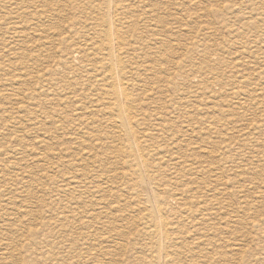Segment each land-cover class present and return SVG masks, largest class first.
Returning a JSON list of instances; mask_svg holds the SVG:
<instances>
[{"label":"rangeland","instance_id":"obj_1","mask_svg":"<svg viewBox=\"0 0 264 264\" xmlns=\"http://www.w3.org/2000/svg\"><path fill=\"white\" fill-rule=\"evenodd\" d=\"M125 1L121 0V6H124V9H130L131 13L125 14L123 17L129 20L128 16L132 15L134 17L132 18L136 19L139 24L136 25V32H129L136 38V42L134 38L130 37L128 43L131 46L128 48L126 46L125 53H128L126 55L130 60L129 69L133 72L131 75L133 76L132 81L134 80L133 84L138 83V85L136 84L138 87L139 84L142 86L145 82L144 87H138V89L132 86V83L130 84L132 92L135 93L134 90H136L135 94L138 93L137 96L141 92V114L139 115L137 112L136 119L141 130L156 135L153 136V141H149L150 143L148 142L146 146V148L150 146L147 156L151 165L149 171L155 179H163L161 185H164L161 188L168 195L172 192L176 195L185 193L186 199L195 197L193 198L195 205L203 204L202 207L205 209L208 206V209L211 207L213 210L217 209L215 210L217 211L216 216L209 221L218 228V231H221L217 234L208 231L210 234L203 238H207L209 241L214 237L215 239L210 243L208 241L204 243L206 246L199 247L201 249L194 250H198L197 253L201 254L196 255L201 264L205 261L204 258L202 259V252L204 255L206 252V256L210 260H216L214 261L216 264H264V256H261L264 249V0ZM137 5L138 8L140 7L139 9ZM97 6L98 0H0V115L7 116L6 123L0 121V175L2 178L5 177V180H9L8 182L6 180L8 183L6 187L10 192L8 196L12 200L6 206L3 204L5 197H0V208L2 209L0 214L10 213L11 216V221L0 222V225L8 226L9 232L1 236L0 244H11L22 248L20 253L14 252L7 255L4 260L0 258V264H15L21 258L27 260L28 264H58L60 261L57 263V257L61 253L68 258L63 259L64 264H81L84 251L82 249L81 251L78 249L71 251L70 248L78 243L81 247L83 242L81 236L86 230L78 228L77 221L72 222L71 228L61 229L60 214L62 203L67 204L71 198H77V193H63L60 188L66 185L70 177L78 174L86 176L91 174L90 176L93 177L95 171L98 172L97 176L104 177V173L101 172L105 170L110 177H119L116 179L117 181L114 180V182L116 181L113 186L115 193H124V187L119 183L122 179L128 186L137 181V172L134 171L132 158L127 153L128 150L123 149L121 154L114 151L121 143L116 138L115 130L111 126L101 124L99 120L103 117L91 106L92 101L97 100L98 96L100 97V92L95 86L97 81H94L98 68H95L93 72L92 69L86 71L85 75H83L84 72H76L74 76L70 72L71 70L55 67L57 61H66L76 55L73 49L77 43H89L87 40L92 38L90 35L94 33L95 21L103 14L101 8ZM151 11L152 13H150ZM121 18L117 16L121 25L126 26V20ZM140 23L145 24L140 25ZM139 26H142L143 29ZM89 29H91L90 32ZM163 43L166 46L163 47ZM160 49L161 51H159ZM150 61L153 70L145 66ZM73 64L78 65L77 62H73ZM159 69H162L164 73ZM181 73L184 77L173 79L175 75H181ZM141 74L146 76L142 78ZM86 76L89 78L87 77V79ZM90 80L91 84H88ZM92 83L95 87H91ZM145 86L150 87L153 92L145 93ZM13 93L19 94L16 101L3 99V96ZM28 93L36 94L32 100H29ZM78 105L85 109L77 111L75 108ZM231 105L232 107H230ZM156 106L158 107L156 108ZM177 109L179 110L176 111ZM223 111L224 113H222ZM159 112L161 114H158ZM212 113H216L215 116ZM26 117L36 118L39 123H30ZM213 119L215 120L212 121ZM230 120L231 122H229ZM10 121L12 122L10 123ZM81 123H88V125L85 127ZM166 129L168 130L166 131ZM83 135L86 138L81 137ZM15 136L19 137L21 146L28 150L24 152V156L21 155L22 159H25L21 162L26 161L24 169L23 167L13 168L12 163H17L19 160L16 161V159H19L20 156L6 151L9 148L17 147L19 142H16ZM176 137L177 139H175ZM81 141H83L82 145L79 144ZM200 148L203 149L200 150ZM28 152L29 154H27ZM39 153H47L46 161L38 159ZM106 157L108 160L105 159ZM173 158H177V161ZM118 162L120 163L118 164ZM4 165H7L8 169H4ZM167 165L173 166L169 168ZM117 166L120 168L117 169ZM181 169L191 170L192 173L203 169V172L198 177L199 181L196 179L193 182L195 174L186 176V181L185 174L178 173ZM214 169L215 171H213ZM121 170L125 171V174H122ZM209 170L210 172L207 173ZM228 176L229 178H227ZM179 178L181 179L179 180ZM230 178L234 179L233 183ZM93 181L95 182L97 179ZM0 184L2 185V182ZM191 189L195 191L193 192ZM244 190L245 192H243ZM0 191H2L1 186ZM89 195L88 199L91 204L88 206L94 207H90L93 209L90 211L89 208L78 204L80 213H85L79 217L82 219H80L81 223H88L89 230L95 232L97 236L99 234L101 237L128 244L133 248L134 256L141 257V254L135 253L134 247L136 248L139 242L146 241V237L141 234L137 237L136 233L137 229L142 228L143 225L134 224L133 226L135 219L129 218L127 215L128 213L134 215L138 210H143V200L126 198L125 202L128 204L118 205L117 209L114 208L116 211L111 213H109V209H106L107 214H103L101 217L96 216V213L100 212V208L96 205L99 194L97 195L94 189H91ZM216 195L219 196L216 198ZM132 196L134 197L132 194L128 195L130 198ZM104 198H101L103 200L101 203L105 202L107 205L105 207L115 206L116 203L111 198L108 196ZM216 202L218 205H215ZM169 204L177 211L176 201L170 199ZM220 208L221 210H219ZM242 210H244L243 213ZM231 212L232 215H229ZM218 214L219 216H217ZM134 216L136 217V215ZM258 216L261 223H256ZM228 218L229 222L226 220ZM251 223H256L258 226L255 225L256 227L251 228L248 225ZM110 225H114L117 229L124 226L123 236L117 237L112 231L107 234V228ZM261 235L263 238H259ZM217 241L218 243L213 244ZM217 244L222 245L219 247ZM232 244L236 246L233 247ZM102 246V248H100L101 246L94 248L96 250H89L90 254H96L97 249L110 250L108 244ZM209 249L210 253H208ZM240 249L241 251H237ZM145 251L140 252L139 250L143 254ZM257 251L258 253H256ZM18 255L20 256L17 257ZM101 259H103L101 256H98V259H91L90 264H97ZM105 261L107 260H102L100 263L105 264ZM250 261L251 263H249Z\"/></svg>","mask_w":264,"mask_h":264},{"label":"bare ground","instance_id":"obj_2","mask_svg":"<svg viewBox=\"0 0 264 264\" xmlns=\"http://www.w3.org/2000/svg\"><path fill=\"white\" fill-rule=\"evenodd\" d=\"M90 1V0H89ZM125 1V0H124ZM126 2V1H125ZM131 2V1H130ZM138 2V1H137ZM151 2V1H150ZM155 2V1H154ZM157 2V1H156ZM86 3V2H85ZM123 3V1H122ZM128 3V2H127ZM136 3V2H135ZM139 3V2H138ZM183 4V3H182ZM87 5V4H86ZM88 5H89V2H88ZM87 5V6H88ZM91 5V4H90ZM141 5V4H140ZM139 5V6H140ZM95 6V5H94ZM133 6V5H132ZM90 7V6H89ZM88 7V8H89ZM98 8H101V13L103 11V14H101L100 18L97 19L95 22H96V25H95V28H94V33L90 36H92L91 40H87L89 41L86 42L85 44H81L80 43H77V45L74 47L73 51L74 53L76 54L74 57L70 58L69 60H66V61H57L56 64H55V67H60V68H66L68 69L74 76H75V73L78 72H84L83 75H85L86 71H91L92 69V72L94 71L95 68H98V72H97V77H94L96 78L94 81H97L95 82L97 86V90L100 92V97L98 96V99L95 100V101H92V104L91 106L94 108V111L99 113V115H101L103 118L99 120V122L104 125H107V126H111L114 130H115V133L117 134V137L118 140L121 142L119 147L117 149H113L115 152H117L118 154H121L123 152V149L128 150L127 153L129 154V156H131L132 158V165H133V168H134V171L137 172V181L135 184L133 185H130L128 186L126 181L123 182L121 180V182L119 181V183L124 187V190L123 192L124 193H118V192H114V189H113V186L115 185V182L117 181L116 179L119 178V177H110L107 172L103 171L101 173H104V177H99L97 176L96 174H98L97 171H95L93 173V177H91L90 175L86 176L84 174H78V175H75L74 177H70L68 178L67 180V183L66 185L63 187L60 188L61 192L63 193H73V192H76L77 193V198H71L70 200H68L69 202L67 204H65L64 202L62 203V206L60 208V214H61V229H69L71 228L73 225H72V222L73 221H77L78 224L76 225L78 228L80 229H85L86 232L81 236V240L83 241L81 243V247L82 246H85V247H80L79 244H75V245H72L71 246V251H75L76 249H78L79 251H81V249L84 251L82 254H83V261L81 262V264H90L91 259H98V256H101L103 257V259L99 260L97 262V264H103V263H100L102 260H107L105 261V264H110V263H118L120 262L121 264H201L199 262V258L198 256L196 257V255L200 254V253H197V251H194L195 249H201L199 247L205 245L204 243H206L207 241L210 243V241H213L215 239H212L209 241V239H204L205 237H207V235H209L210 233L208 231H211V233H215L217 234L219 231H218V228L215 227V225L211 224L209 219H211L212 217L216 216V212L215 210L212 209H208L209 206H208V210L203 208V204L200 206V205H195L194 204V201L193 198H190V199H186L185 198V193L184 194H179V195H176L175 193L172 192V194L170 193V195H168L162 188L161 185L162 184V181L163 179L161 178H157L155 179L154 176L151 174V172L149 171L150 168H151V165L149 163V160H148V153H149V150L148 148L150 146H148L146 148V146L148 145L147 143L149 141H153L154 139V135L153 134H150L149 132H147L146 130H141V128L139 127L140 125L138 124V121L136 119V113L138 112V114L140 115L141 114V109H140V105H141V100H140V94L137 96L136 93V90L135 93L132 92V86H136V84L138 85V83L135 82V85L133 84V81H132V78L133 76H131L133 74V72H131L132 70H130V60H129V57L127 56L128 53H125L126 51V46L128 48V46H131L130 43H128V39L130 37L134 38L132 35L129 34V32H136L135 29L136 28V25L138 24L136 22V19H133L134 17L131 15L130 17L128 16L129 20H126L125 17V14H130L131 11L130 9H124L122 6H121V0H98ZM128 7V6H127ZM130 7V6H129ZM134 7H135V4H134ZM133 7V8H134ZM229 7V6H228ZM137 8H138V5H137ZM140 8V7H139ZM138 8V9H139ZM145 8V6H144ZM226 8V7H225ZM143 9V8H142ZM141 9V10H142ZM91 10V9H90ZM140 10V11H141ZM98 11V10H97ZM137 11V10H136ZM139 11V10H138ZM149 11V10H148ZM145 12V11H144ZM92 13V12H90ZM94 13V11H93ZM152 13V11L150 12ZM96 14V13H95ZM137 14V13H135ZM142 14V13H141ZM140 14V15H141ZM138 15V14H137ZM96 16V15H95ZM99 17V15H97ZM105 16V17H104ZM117 16H119V18H123L125 21V24L126 26L123 24V26L121 25V23L119 22V20H117ZM150 16V15H149ZM254 16V15H253ZM89 17V16H88ZM133 17V18H132ZM141 17V16H139ZM144 17V16H142ZM146 17V16H145ZM148 17V16H147ZM202 17V16H201ZM86 18V17H85ZM121 18V19H122ZM127 18V19H128ZM148 19V18H147ZM256 19V18H255ZM140 20V19H139ZM143 20V19H142ZM146 20V18H145ZM144 20V22H145ZM152 20V19H151ZM154 20V19H153ZM197 20V19H195ZM194 21V20H193ZM260 21V20H259ZM88 22V21H87ZM147 22V21H146ZM154 22V21H153ZM257 22V21H256ZM92 23V22H91ZM238 23V22H237ZM80 24V22H79ZM94 24V23H92ZM141 24H145V23H140ZM86 25V24H85ZM139 25V24H138ZM156 25V24H155ZM94 27V26H93ZM142 28V26H139V28ZM147 28V26H145ZM144 27V28H145ZM156 27V26H155ZM92 28V27H91ZM150 28V27H149ZM204 28V27H203ZM93 29V28H92ZM143 29V28H142ZM91 29H89V32H90ZM127 30V32H126ZM141 30V29H140ZM80 31V30H79ZM139 31V30H138ZM87 32V31H86ZM88 32V34H90ZM82 33V32H81ZM200 33V32H199ZM239 33V32H238ZM147 34V33H146ZM145 34V35H146ZM83 35V34H82ZM128 35V36H127ZM140 35V34H139ZM86 37V36H85ZM137 38H139L140 36H136ZM146 37V36H145ZM144 37V38H145ZM83 38V36H82ZM88 38V36H87ZM136 38H134L135 40ZM86 40V39H85ZM132 40V41H134ZM141 41V40H140ZM131 42V41H130ZM136 42V40H135ZM144 42V41H143ZM146 42V41H145ZM164 42V41H163ZM168 42V41H166ZM132 43V42H131ZM158 43V42H156ZM246 43V42H245ZM248 43V42H247ZM246 43V44H247ZM153 44V43H152ZM166 44V43H165ZM168 44V43H167ZM136 45V44H135ZM162 45V44H161ZM160 45V46H161ZM144 46V45H143ZM142 46V47H143ZM157 46V45H156ZM166 46L164 45L163 43V47ZM146 47V46H145ZM148 47V46H147ZM155 47V46H154ZM158 47V46H157ZM217 47V46H216ZM214 48V47H213ZM153 49H156V48H153ZM159 49V48H157ZM148 50V49H147ZM227 50V49H226ZM161 51V49L159 50ZM234 51V50H233ZM134 52V51H133ZM219 52V51H218ZM127 54V55H126ZM131 54V53H129ZM148 54V53H147ZM147 54H145V56H147ZM206 55V54H204ZM135 56V55H134ZM150 56V55H149ZM148 56V57H149ZM249 56V55H248ZM151 57V56H150ZM75 58V59H74ZM146 58V57H145ZM229 58V57H228ZM240 58V57H239ZM147 59V58H146ZM151 59V58H150ZM148 61V60H146ZM73 62H77L78 65L75 66L73 64ZM195 64V63H194ZM220 65V64H219ZM98 66V67H97ZM132 66V64H131ZM146 67L152 69V66H151V61L148 62V65H145ZM136 67V66H135ZM182 67V66H181ZM204 67V66H203ZM143 69V68H142ZM222 69V68H221ZM55 70V69H54ZM145 70H147L145 68ZM144 70V71H145ZM149 70V69H148ZM153 70V69H152ZM210 70H211V67H210ZM136 71V70H135ZM160 72L164 73L162 69H159ZM180 71V70H179ZM213 71V70H212ZM95 72V73H96ZM238 72V71H237ZM144 73V72H143ZM190 73V72H189ZM211 73V72H210ZM90 74V73H89ZM138 74V73H137ZM145 74H149V73H145ZM145 74H141L142 78L143 76H146ZM184 74V73H183ZM201 74V73H200ZM240 74V73H239ZM78 75V74H77ZM156 75V74H155ZM159 75V74H158ZM161 75V74H160ZM188 75V74H187ZM89 76V75H88ZM86 76V78L88 77ZM91 76V75H90ZM94 76V75H92ZM134 76H135V73H134ZM183 75L181 73L178 74V75H175L173 79H176L177 78H181ZM136 77V76H135ZM157 77V75H156ZM184 77V76H183ZM188 76H186L187 78ZM79 78V77H78ZM89 78V77H88ZM87 78V79H88ZM92 78V77H91ZM90 78V79H91ZM145 78V77H144ZM76 79V78H75ZM84 79V78H83ZM82 79V80H83ZM86 79V80H87ZM140 79V78H139ZM147 79V78H146ZM145 79V81H146ZM189 79V77H188ZM236 79V78H235ZM248 79V78H247ZM80 80V79H79ZM81 80V81H82ZM84 80V81H86ZM92 80V79H91ZM91 80H90V83L88 84H91ZM149 80V79H147ZM153 80L155 81V77L153 78ZM175 80V81H176ZM73 81V80H72ZM78 81V80H77ZM80 81V82H81ZM89 81V80H88ZM92 81V82H94ZM151 81V80H149ZM141 82V80H140ZM168 82V81H167ZM83 83V82H81ZM132 83V86L130 85ZM145 83V82H144ZM144 83L142 84V86L144 87ZM174 83V82H173ZM187 83V82H186ZM67 84V83H66ZM202 84V83H201ZM84 85L85 82H84ZM94 84L92 83L91 87L93 86ZM146 85V84H145ZM76 86H78L76 84ZM93 86V87H95ZM139 86L138 87H142ZM190 86V85H189ZM67 88V86H65ZM81 87V86H79ZM137 87V89H138ZM176 87V86H175ZM42 88V87H41ZM87 88V87H86ZM146 90H144V92H153V90L149 87H146ZM148 88V89H147ZM43 89V88H42ZM70 89V88H69ZM84 89V88H83ZM144 89V88H143ZM200 89V88H199ZM96 90V89H95ZM152 90V91H151ZM63 91V90H62ZM140 91V90H139ZM138 91V92H139ZM248 91V90H247ZM70 92V91H69ZM93 92V91H92ZM89 93V92H88ZM36 93H28V99L29 100H32L34 98ZM94 96V93H92ZM96 94V93H95ZM89 95V94H88ZM234 95V94H233ZM237 95V94H236ZM142 96V95H141ZM152 96V95H151ZM230 96V95H229ZM19 97V94L18 93H13L11 95H7V96H3V99H8V100H14L16 101ZM90 97V96H89ZM139 97V98H138ZM154 97V96H153ZM145 98V97H144ZM143 98V99H144ZM149 98V97H148ZM204 98V97H203ZM233 98V97H232ZM86 99V98H84ZM92 99V98H90ZM152 99V97H151ZM88 100V99H87ZM230 100V98H229ZM76 101V100H75ZM74 101V103H75ZM151 101V100H150ZM213 101V100H212ZM239 101V100H238ZM81 102V101H80ZM152 102V101H151ZM237 102V101H236ZM82 104V103H81ZM80 104V105H81ZM94 104V105H93ZM76 105V104H75ZM80 105H78L75 109L77 111H82L84 110L85 108L84 107H80ZM224 105V104H223ZM249 105V104H248ZM142 106V105H141ZM218 106V105H216ZM243 106V105H242ZM158 106H156L157 108ZM232 107V105L230 106ZM257 107V106H256ZM146 108V107H145ZM155 108V107H154ZM153 108V109H154ZM155 108V109H156ZM214 108V107H213ZM217 108V107H215ZM220 108V107H219ZM218 108V109H219ZM224 108V107H223ZM229 108V107H228ZM237 108V107H236ZM148 109H151V108H148ZM227 109V108H226ZM239 109V108H238ZM241 109V108H240ZM160 110V108H159ZM179 109H177L176 111H178ZM222 110V109H221ZM231 110V109H230ZM259 110V109H258ZM155 111V110H154ZM163 111V110H162ZM182 111V110H181ZM189 111V110H188ZM183 112V111H182ZM212 112V111H211ZM214 112V111H213ZM216 112H218L216 110ZM221 112V111H220ZM144 113V112H143ZM224 113V111L222 112ZM221 113V114H222ZM158 114H161L160 112ZM164 114V113H163ZM185 114V113H184ZM187 114V113H186ZM210 114V113H209ZM214 114V113H212ZM216 114V113H215ZM214 114V116H215ZM232 114V113H231ZM182 115V114H180ZM100 116V117H101ZM160 116V115H159ZM163 116V115H161ZM165 116V115H164ZM221 116V115H220ZM7 116H4L3 114L0 115V121H5V118ZM142 117H143V114H142ZM140 117V118H142ZM158 117V116H156ZM155 117V118H156ZM166 117V116H165ZM180 117V116H179ZM184 117V115H183ZM206 117V116H205ZM217 117V116H216ZM28 119V121L30 123H39L38 120L36 118H29V117H26ZM144 118V117H143ZM146 118V117H145ZM163 118V117H162ZM214 118V117H213ZM9 119V118H8ZM167 119V118H165ZM189 119V118H188ZM211 120V119H210ZM215 119H213L212 121H214ZM220 121V119H217ZM153 122V120H151ZM195 121V120H194ZM218 121V123H219ZM222 121V120H221ZM4 122H1V123H4ZM12 121H10L11 123ZM157 122H159L157 120ZM161 122V121H160ZM164 122V121H163ZM167 121H165L166 123ZM190 122V121H189ZM231 122V120L229 121ZM151 123V122H150ZM168 123V122H167ZM201 123H204V122H201ZM228 123V122H227ZM82 125H85V127L88 125V123H81ZM172 124V123H171ZM174 124V123H173ZM199 124V123H198ZM230 124V123H228ZM32 125V124H31ZM149 125V124H148ZM210 125V123H209ZM35 126V125H34ZM161 126H163L161 124ZM166 126V125H165ZM206 126V125H204ZM221 126V125H220ZM219 126V127H220ZM203 127V126H202ZM207 127L209 128V126L207 125ZM214 127V126H213ZM110 128V127H108ZM143 128H145L143 126ZM163 128V127H162ZM198 128V127H197ZM205 128V127H204ZM165 129V128H163ZM173 129V128H172ZM190 129V128H189ZM206 129V128H205ZM254 129V128H253ZM110 130V129H109ZM155 130V129H154ZM153 130V131H154ZM168 129H166L167 131ZM170 130V129H169ZM200 130H203L200 128ZM210 130V129H209ZM190 131V130H189ZM193 131V129H192ZM162 132V131H161ZM160 132V133H161ZM170 132V131H169ZM172 132V131H171ZM206 132V131H205ZM218 132V131H217ZM157 133V132H156ZM159 133V131H158ZM197 133V132H196ZM195 133V134H196ZM216 133V132H215ZM162 134V133H161ZM112 135V134H111ZM160 135V134H159ZM164 135V134H163ZM192 135V134H191ZM45 136V134H44ZM43 136V137H44ZM113 136V135H112ZM156 136V135H155ZM171 136V135H170ZM193 136V135H192ZM81 137H84L86 138L84 135L81 136ZM159 137V136H158ZM161 137V136H160ZM163 137H166V136H163ZM174 137V135H173ZM206 137V136H205ZM264 137V136H263ZM168 138V137H167ZM14 139L16 140V142L18 143L17 147L16 148H9V150H6V151H9L10 154L13 153V155H19L20 158L19 159H16L19 160L17 163L14 162L12 163V166L13 168H17V167H23L26 168V161L23 163L21 161H23L22 159V156H24V152L25 151H28L25 147L21 146V141L19 140V137L15 136ZM83 139V138H81ZM115 139V138H114ZM157 139V138H156ZM177 139V137L175 138ZM43 140V139H42ZM113 140V139H112ZM117 140V139H115ZM160 140V138H159ZM164 140V139H162ZM244 140V139H243ZM174 141V140H173ZM180 142V141H178ZM262 142V141H260ZM83 141L79 142L80 145H82ZM150 143V142H149ZM159 143V141H158ZM165 143V142H164ZM163 143V144H164ZM209 143V141H208ZM115 144V143H114ZM153 144V143H152ZM161 144V143H160ZM212 144V143H211ZM171 145V143H170ZM206 145V144H205ZM208 145V144H207ZM214 145V144H213ZM27 146H30V145H27ZM113 146V145H112ZM153 146V145H151ZM158 146H160L158 144ZM168 146V145H167ZM166 146V147H167ZM172 146V145H171ZM174 146V145H173ZM178 146V145H177ZM117 147V146H116ZM126 147V148H124ZM162 147V146H161ZM170 147V146H169ZM176 147V145H175ZM218 147V146H217ZM112 148V147H110ZM183 148V147H182ZM204 148V147H203ZM203 148H200L203 149ZM8 149V148H6ZM159 149V147H158ZM163 149V148H162ZM168 149V148H167ZM199 149V148H198ZM227 149V148H226ZM156 150V148H155ZM172 150V149H171ZM178 150V149H177ZM205 150V149H204ZM223 150V148H222ZM221 150V151H222ZM4 151V152H6ZM167 151V150H166ZM165 151V152H166ZM175 151V150H173ZM183 151V149H182ZM215 151V150H214ZM219 151V150H218ZM16 154H15V153ZM155 152V151H154ZM167 152H171V151H167ZM204 152V151H203ZM207 152V150H206ZM174 153V152H173ZM172 153V155H173ZM176 153V152H175ZM7 154V153H6ZM26 154V153H25ZM29 154V152L27 153ZM103 154V153H102ZM106 154V153H105ZM125 154V153H124ZM160 154V153H159ZM158 154V155H159ZM182 154V153H181ZM218 154V153H217ZM4 155V154H3ZM22 155V156H21ZM40 155V156H39ZM39 155H37L38 159H42V161H46L47 159V153H39ZM99 155V153H98ZM104 155V154H103ZM216 155V154H215ZM259 155V154H258ZM15 156V157H16ZM18 156V157H19ZM101 156V154H100ZM128 156V155H127ZM161 156V155H160ZM169 156V155H168ZM171 156V155H170ZM174 156V155H173ZM176 156V155H175ZM103 157V156H102ZM108 157V156H107ZM107 157L105 159H107ZM187 157V156H186ZM185 157V158H186ZM191 157V156H190ZM217 157V156H216ZM220 157V156H219ZM99 158V156H98ZM110 158V157H109ZM172 158V157H171ZM112 159V158H111ZM115 159V158H114ZM125 159V158H124ZM123 159V160H124ZM175 159V158H173ZM188 159V158H186ZM202 159V158H201ZM207 159V158H206ZM25 160V159H24ZM108 160V159H107ZM162 160V159H161ZM167 160V158H166ZM182 160V159H181ZM189 160V159H188ZM15 161V160H14ZM113 161V160H112ZM111 161V162H112ZM117 161H119L117 159ZM160 161V160H159ZM175 161H177V158L175 159ZM184 161V160H183ZM169 162V161H168ZM227 162V161H225ZM117 163V162H116ZM115 163V165H116ZM120 162H118L119 164ZM170 163V162H169ZM195 163V161H194ZM201 163V162H200ZM203 163V162H202ZM220 163V162H219ZM24 164V165H23ZM114 164V163H113ZM155 164V162H154ZM162 164H165L162 162ZM182 164V163H181ZM185 164V163H184ZM187 164V163H186ZM205 164V163H203ZM216 164V163H215ZM21 165V166H20ZM23 165V166H22ZM160 165V164H159ZM166 165V164H165ZM179 165V164H178ZM183 165V164H182ZM196 165H198V163H196ZM201 165V164H200ZM231 165V164H229ZM11 166V165H10ZM72 166H74V163H72ZM120 166V165H119ZM119 166H117V169L120 168ZM156 166V165H154ZM163 166V165H162ZM168 166V165H167ZM173 166V165H171ZM170 166V167H171ZM202 166V165H201ZM222 166V165H221ZM226 166V164H225ZM4 169H8V166L7 165H4L3 166ZM127 167V166H126ZM169 167V166H168ZM169 167V168H170ZM211 167V166H209ZM10 168V167H9ZM167 168V167H166ZM165 168V169H166ZM179 168V167H178ZM181 168V167H180ZM229 168V167H228ZM12 169V168H11ZM122 169V168H121ZM175 169V168H174ZM199 169V168H198ZM211 169V168H210ZM225 170H227L226 168H224ZM120 170V169H119ZM123 170V169H122ZM121 170V171H122ZM156 170V169H155ZM160 170V169H159ZM158 170V172H159ZM172 170V169H171ZM212 170V169H211ZM233 170V169H232ZM2 171V170H1ZM130 171V170H129ZM182 171V172H181ZM181 171L179 170L178 173H184V179L186 180L188 175H194L195 174V177L192 179V181L194 182L196 179L198 180V177L200 176V173L203 172V169L200 170V171H196V172H190L191 170H183L181 169ZM215 171V169L213 170ZM217 172H219L218 169H216ZM223 171V170H222ZM228 171H231V170H228ZM117 173H119L118 171H116ZM157 172V173H158ZM209 171H207V173H209ZM116 173V174H117ZM125 174V171L123 172L122 171V174ZM131 173V172H130ZM166 173V172H165ZM196 173H199L196 175ZM206 173V172H205ZM216 173V172H215ZM227 173V172H226ZM234 173V171H233ZM238 173V172H237ZM128 174V173H127ZM239 174V173H238ZM170 175H172L170 173ZM206 175V174H205ZM211 175V174H210ZM225 175V174H224ZM231 175V174H230ZM234 175V174H232ZM117 176V175H115ZM126 176V175H125ZM134 176H135V173H134ZM159 176V175H158ZM236 176V174H235ZM243 176V174H242ZM245 176V175H244ZM123 177V176H122ZM191 177V176H190ZM189 177V178H190ZM216 177V176H215ZM221 177V176H220ZM226 177V176H225ZM232 177V176H231ZM132 178V177H131ZM133 178V179H134ZM176 178V177H175ZM178 178V177H177ZM209 178V177H208ZM229 178V176L227 177ZM234 178V177H232ZM245 178V177H244ZM2 179V180H1ZM97 181H93V180H96ZM125 179V178H124ZM181 178H179L180 180ZM203 179V178H202ZM220 179V178H219ZM231 179V178H230ZM237 179V178H235ZM7 180V179H6ZM5 180V177L2 178V175H0V183L2 182V185L0 184V186L2 187V191H0V197L3 198V201H4V205L8 206L10 203H11V198L8 196V194H10L9 192V189L6 187V185L8 184L7 182L9 180H7L6 182ZM114 180H116L114 182ZM126 180V179H125ZM131 180V179H130ZM172 180V179H171ZM205 180V178L203 179ZM208 180V179H207ZM212 180V179H211ZM214 180V178H213ZM242 180V179H241ZM4 181V182H3ZM66 181V180H65ZM128 181V180H127ZM187 181V180H186ZM199 181V180H198ZM230 181V180H229ZM234 181V179H231V182ZM129 182V181H128ZM225 182V181H224ZM241 182V181H240ZM132 183V182H131ZM182 183V182H181ZM216 182H214L215 184ZM226 183V182H225ZM233 183V182H232ZM235 183V182H234ZM237 183V182H236ZM167 184V183H165ZM187 184V183H186ZM185 184V186H186ZM190 184V182H189ZM206 184V183H205ZM217 184V183H216ZM73 185V186H71ZM178 185V184H177ZM191 185V184H190ZM212 185V184H211ZM230 185V184H229ZM237 185V184H236ZM240 185V183H239ZM170 186V185H169ZM188 186V185H187ZM196 186V185H195ZM217 186V185H216ZM166 187V186H165ZM172 187V185H171ZM182 187V186H181ZM191 187V186H189ZM203 187V186H202ZM207 187L208 184H207ZM219 187V186H218ZM161 188V189H160ZM167 188V187H166ZM179 189V187H176ZM175 188V190H176ZM211 188V186H210ZM215 188V187H213ZM212 188V190H213ZM80 189H82V191H80ZM91 189H94V191L97 193V195L99 194V196L97 197V200H96V205L100 208V212L96 213V216H103L107 214L106 212V209H109V213L111 212H115L117 209V206L118 205H121L122 203H127L128 202H125L126 198H129V199H133L135 200V198H137L136 200H143L142 202V207L144 208L143 210H140V211H143L144 213H141L139 210L137 211V213H135L134 215H136V217L134 215H127V217L129 218H134L135 220L133 221V226L134 224H142L143 227L140 228V229H137V237H139L138 235L141 234V236L143 237H146L144 242H139L137 247L134 249L136 250L135 253H138V254H141L142 256L141 257H137V256H134V253L132 252L133 248L129 247L128 244L125 245L124 243L122 242H119V241H113L110 240L109 238H105V237H101L99 234L97 236V234L95 232H92L89 230V225L88 223H85V222H82L80 221L79 217L84 213H80L79 211V207H78V204H82V206L84 208H89L90 211H92L93 207L90 208L88 205L91 204L90 200L88 199V196H90V190ZM170 189V188H169ZM196 189V188H195ZM200 189V188H199ZM216 189V188H215ZM225 189V188H224ZM185 190V189H184ZM188 190V189H186ZM185 190V191H186ZM202 190V189H201ZM204 190H206V188H204ZM239 190V189H238ZM128 191V192H127ZM178 191V190H177ZM191 191H193L191 189ZM189 191V192H191ZM195 191V190H194ZM193 191V192H194ZM210 190L208 189V192ZM218 191V190H216ZM237 191V190H236ZM127 192V193H126ZM188 192V193H189ZM205 192V191H204ZM241 192V191H240ZM245 192V190L243 191ZM92 193V192H91ZM169 193V192H168ZM196 193V192H195ZM219 193V192H218ZM234 193V192H233ZM239 193V191H238ZM242 193V192H241ZM134 195V197L132 196L131 198L128 197V195ZM211 194V193H210ZM216 194V192H215ZM231 194V193H230ZM228 194V195H230ZM93 195V194H92ZM188 195V194H187ZM191 195V193H190ZM194 195V194H193ZM206 195V194H205ZM208 195V193H207ZM214 195V193H213ZM105 196H108L109 198L112 199V201L115 204L114 207H110V208H107L105 206V202L101 203V201H103L101 198H104ZM174 196V198H172ZM196 196V195H195ZM199 196V195H198ZM209 196V195H208ZM212 196V195H211ZM219 196V195H218ZM216 195V198L218 197ZM221 196V195H220ZM224 196V195H223ZM235 196V195H234ZM239 196V194H238ZM237 196V197H238ZM93 199H94V196H92ZM91 197V198H92ZM190 197V196H189ZM188 197V198H189ZM213 197V196H212ZM222 197V196H221ZM201 198H203L201 196ZM200 198V199H201ZM206 198V197H205ZM204 198V199H205ZM208 198V197H207ZM215 198V197H214ZM89 202H87L88 200ZM105 199V198H104ZM170 199L171 201L174 200L176 201V204H177V211L175 209H173L171 207V205L169 204L170 202ZM132 200V201H133ZM199 200V198H198ZM212 200H214L212 198ZM211 200V201H212ZM95 201V199H94ZM93 201V202H94ZM129 201V200H128ZM131 201V202H132ZM210 201V200H209ZM217 201V200H216ZM111 202V201H110ZM204 202V201H203ZM219 202V200H218ZM134 203V201H133ZM140 203V202H139ZM172 203V202H171ZM199 203V202H198ZM211 203V202H210ZM213 203V201H212ZM211 203V204H212ZM215 203V202H214ZM217 203V202H216ZM221 203V202H220ZM136 204V203H134ZM175 204V205H176ZM93 205V203H92ZM95 205V206H96ZM123 205V204H122ZM140 205V204H139ZM215 205H218L215 204ZM214 205V206H215ZM111 206V205H110ZM126 206V205H125ZM131 207V205H129ZM128 206V208H129ZM138 207V204L136 205ZM141 206V205H140ZM213 206V207H214ZM132 207H134V205H132ZM244 207V206H243ZM251 207V206H250ZM253 207V206H252ZM96 208V207H95ZM217 208V207H216ZM88 209V210H89ZM92 209V210H91ZM99 210V209H98ZM137 210V208H136ZM210 210H212L211 212H209ZM221 210V208L219 209ZM246 210V209H245ZM248 210H249V207H248ZM2 209L0 208V213H1ZM118 211V210H117ZM253 211V209H252ZM127 212H130V211H127ZM132 213H134L133 211H131ZM219 212V211H218ZM241 212V211H240ZM244 212V210H242V213ZM248 212V211H247ZM18 213V212H17ZM220 213V212H219ZM230 213V212H229ZM87 214V213H86ZM235 214V213H234ZM233 214V215H234ZM240 214V213H239ZM85 215V213H84ZM92 215H94L92 213ZM229 215H232V212L231 214ZM16 216V215H15ZM219 216V214L217 215ZM87 217L89 219V216L87 214ZM123 218V216H121ZM228 217V216H227ZM230 217V216H229ZM234 217V216H232ZM237 217V215H236ZM264 217V215H263ZM259 216L257 217L256 219V223H259ZM214 219V218H213ZM232 219H235V218H232ZM237 219V218H236ZM3 220H10L11 221V216H10V213H4V214H0V222H2ZM82 220V219H81ZM228 220L229 222V218L226 219ZM213 221V220H212ZM140 222V223H139ZM256 223H251V224H248L250 225V227L252 228L253 226L256 227L258 225H256ZM261 223V222H260ZM228 224V223H227ZM226 224V226H227ZM237 224V223H236ZM225 225V224H224ZM243 225V224H241ZM256 225V226H255ZM260 225V224H259ZM138 226V225H137ZM188 226V227H187ZM240 227V225H239ZM249 227V228H250ZM260 228V227H259ZM125 229L124 226H120L119 229H117L114 225H110L108 228H107V234L112 231V232H115L114 235H117V237L119 236H123V230ZM136 229V228H135ZM241 229H244V228H241ZM254 229V228H253ZM228 230V229H226ZM260 230V229H259ZM253 232V230H252ZM8 226L7 225H0V238L1 236H4L5 234H8ZM193 233V234H191ZM256 233V232H255ZM263 234V233H262ZM255 235V234H254ZM260 235V234H258ZM216 236V235H215ZM263 235L259 236V238H261ZM204 237V238H203ZM209 237V236H208ZM256 237H257V234H256ZM97 238H99L97 240ZM210 238H212L210 236ZM258 238V239H259ZM263 238V237H262ZM80 240V241H81ZM264 240V238H263ZM261 240V241H263ZM139 241V240H138ZM142 241V240H140ZM253 241V240H252ZM254 242V241H253ZM252 242V243H253ZM264 242V241H263ZM213 243V242H211ZM215 243H218L217 242H214L213 244ZM103 244H108L109 245V248L110 250L109 251H106L105 249H97V253L96 254H90L92 250H96L94 248H102ZM208 245V244H207ZM211 246V244H209ZM218 245V244H217ZM222 245V244H221ZM220 245V246H221ZM226 245V244H225ZM259 245V244H258ZM264 245V244H263ZM206 246V245H205ZM219 246V245H218ZM216 246V247H218ZM219 246V247H220ZM228 246V245H226ZM233 246V244H232ZM236 246V245H234ZM233 246V247H234ZM209 247V246H208ZM215 247V245H214ZM214 247H211V248H214ZM218 247V248H219ZM231 247V248H233ZM238 247V246H237ZM241 247V246H240ZM210 248V247H209ZM217 248V250H218ZM227 248V247H226ZM229 248V247H228ZM236 248V247H235ZM244 248V247H243ZM252 248V247H251ZM92 249V250H91ZM205 249V248H204ZM207 249V248H206ZM224 249V248H223ZM234 249V248H233ZM238 249V248H237ZM242 249V248H241ZM240 250H237V251H241ZM253 249V248H252ZM91 250V251H89ZM141 251H145V253H140L139 252ZM222 250V249H221ZM236 250V249H235ZM89 251V252H88ZM206 251V250H204ZM210 253V249L208 250ZM216 251V250H215ZM224 251V250H223ZM227 251H230V250H227ZM14 252H17V253H20L22 252V248L21 247H17V246H13L11 244H0V258L1 259H6L7 258V255H11L13 254ZM199 252V251H198ZM235 252V251H234ZM203 253V257L202 259L204 258L205 261H203L202 263L203 264H216L214 261L216 260H210L208 256H206V252H205V255H204V252ZM220 253V252H219ZM222 253V252H221ZM227 253V252H225ZM224 253V255H225ZM230 253V252H228ZM233 253V252H232ZM230 253V254H232ZM258 253V251L256 252ZM214 254V253H213ZM212 254V255H213ZM216 254H218V252H216ZM229 254V255H230ZM236 254V253H235ZM262 255L261 256H264V249L261 253ZM71 255V254H70ZM85 255V256H84ZM201 255V254H200ZM199 255V256H200ZM210 256V254H208ZM220 255V254H219ZM218 255V256H219ZM223 255V254H222ZM228 255V256H229ZM239 255V254H237ZM241 255V254H240ZM20 255H18L17 257H19ZM226 256V255H225ZM108 257V258H107ZM211 257V256H210ZM220 257V256H219ZM234 257V256H233ZM222 258V256H221ZM232 258V257H230ZM0 259V260H1ZM54 259V258H53ZM63 259H68L66 258V256H64V254L62 255H59L57 257V263L60 261V263L58 264H64V261ZM201 259V258H200ZM207 259V260H206ZM233 259V258H232ZM240 259V258H239ZM16 260V259H15ZM89 260V261H88ZM218 260V259H217ZM226 260V259H225ZM262 260V259H261ZM248 261V260H247ZM263 261H264V258H263ZM253 262V261H252ZM218 263V262H217ZM225 263V262H224ZM251 263V261L249 262ZM258 263V262H257ZM15 264H28V261L25 260L24 258H21L19 260L16 261ZM219 264V263H218ZM226 264V263H225ZM229 264V263H227ZM232 264V263H231Z\"/></svg>","mask_w":264,"mask_h":264}]
</instances>
